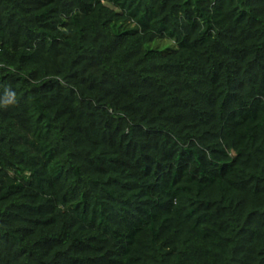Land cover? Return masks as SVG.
I'll return each mask as SVG.
<instances>
[{
  "label": "trees",
  "instance_id": "obj_1",
  "mask_svg": "<svg viewBox=\"0 0 264 264\" xmlns=\"http://www.w3.org/2000/svg\"><path fill=\"white\" fill-rule=\"evenodd\" d=\"M0 264H264V0H0Z\"/></svg>",
  "mask_w": 264,
  "mask_h": 264
},
{
  "label": "rangeland",
  "instance_id": "obj_2",
  "mask_svg": "<svg viewBox=\"0 0 264 264\" xmlns=\"http://www.w3.org/2000/svg\"><path fill=\"white\" fill-rule=\"evenodd\" d=\"M169 44V42H168V40H162V41H155V42H153L152 44H151V46H157V45H159L160 47H164V46H166V45H168Z\"/></svg>",
  "mask_w": 264,
  "mask_h": 264
}]
</instances>
